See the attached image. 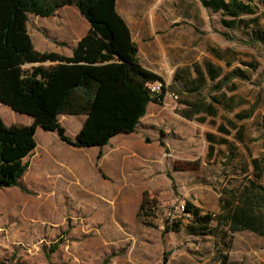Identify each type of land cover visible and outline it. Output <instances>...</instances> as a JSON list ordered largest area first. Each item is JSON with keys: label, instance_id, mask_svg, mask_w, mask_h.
Instances as JSON below:
<instances>
[{"label": "trees", "instance_id": "trees-1", "mask_svg": "<svg viewBox=\"0 0 264 264\" xmlns=\"http://www.w3.org/2000/svg\"><path fill=\"white\" fill-rule=\"evenodd\" d=\"M254 1L201 3L212 13L221 14V25L235 33L221 32L226 39L253 44L264 41ZM65 6H76L87 19L91 25L88 34L78 42L72 57L39 52L28 31L29 14L50 17ZM236 33L242 37L238 39ZM137 55L130 29L117 11V0H0V102L33 118L30 125L8 126L0 117V189L19 187L30 193L21 179L29 168L25 159L37 148L38 127L56 132L61 140L80 148L104 147L117 135L136 132L149 103L162 104L167 91L164 79L142 67ZM47 62L58 64L46 66ZM245 77V72L236 68L221 84ZM158 82L162 83L160 94L150 89ZM61 115L86 116L74 140L60 123ZM102 155L100 152L98 158ZM262 162L252 174L243 176L238 186L224 183L217 213L185 202L182 214L189 219L186 231L215 238L213 260L217 264H239L229 254L234 234L250 232L264 238V183L253 175H259ZM158 209V201L145 191L136 217L144 225L155 227ZM182 227V220H166L163 231L180 232ZM58 247L57 243L52 245L51 253ZM168 262L165 253L162 264Z\"/></svg>", "mask_w": 264, "mask_h": 264}, {"label": "rangeland", "instance_id": "rangeland-1", "mask_svg": "<svg viewBox=\"0 0 264 264\" xmlns=\"http://www.w3.org/2000/svg\"><path fill=\"white\" fill-rule=\"evenodd\" d=\"M128 1L131 0H120L121 6H127ZM258 1L255 0L254 5L259 9V30H264V0ZM135 3L162 6L158 15L160 22L184 20L185 24H192L200 32L196 31V36L193 32L191 36L199 39L201 52L211 44L224 47L233 44L232 47L246 60L258 62L259 72L243 84L241 92L250 100H259L256 116L259 119V143L254 146L255 150L263 151L264 157V41L256 46L238 44L239 41L229 44L219 33V30L231 32L221 25V14H211L203 7L201 0H135ZM153 14L156 15L155 12ZM66 15L69 21L80 26L71 10ZM35 23H40L46 29ZM28 25L36 47V31H43L46 35L49 34L47 29L54 31L52 18L40 20L30 14ZM235 36L238 39L242 37L240 33ZM0 117L8 126L29 125L32 122L30 116L17 113L1 102ZM69 118L75 120L63 123L66 133L68 131L72 135L79 126L80 118ZM212 130H215L212 122L203 123L194 134L193 144L190 138L182 144L181 136L175 133L168 139L169 146L160 143L167 150L165 160L162 159V162L167 161V173L162 169H157L161 173L152 169L153 178L157 180L156 187L145 190L158 201L159 209L153 219L155 227L146 226L136 219L142 189L127 187V184L117 188V184L104 181L102 177L106 179V175L93 163L91 149L86 154L87 193L76 194V197H72L74 193L67 195L72 198L67 200L71 205L56 203L55 196L53 203L47 198L38 205L32 200L18 199V192L22 191L18 187L0 189V264H162L165 253H168V264H217L213 260L215 238L189 235L185 229L189 219L177 209L176 202L177 198L184 202L191 201L206 212L217 213L218 194L224 183H232L236 187L242 182L241 175L225 173V169L221 172L216 166L217 162L209 159L212 156L208 158L211 150L206 136ZM52 133L40 128L36 140H50ZM28 161L26 175L32 178L38 173L42 159L33 154ZM262 165L259 175H253L264 183V159ZM131 178L133 176L127 172L126 179ZM79 206L82 207L81 212L74 211ZM67 207L73 211L68 217L64 215ZM166 220H182L181 231L164 233ZM73 228H77L75 235L64 239V234ZM56 243L59 247L55 253H51V246ZM229 254L239 264H264V238L250 232L236 233Z\"/></svg>", "mask_w": 264, "mask_h": 264}, {"label": "crops", "instance_id": "crops-1", "mask_svg": "<svg viewBox=\"0 0 264 264\" xmlns=\"http://www.w3.org/2000/svg\"><path fill=\"white\" fill-rule=\"evenodd\" d=\"M161 9L160 5H137L135 0L128 1V5L122 7L120 0H117V11L126 21L132 40L137 45L139 63L145 69L162 77L166 92L176 93L179 100L176 101L166 95L162 104L150 102L136 132L117 135L104 147H75L61 140L56 132L52 133L50 140H37V148L33 154L42 159L41 166L32 178H27V170L21 179V185L31 191V194L20 191L18 199L32 200L39 205L47 198L53 203L52 199L55 196L56 203L70 204L67 200L72 198L67 195L71 196L74 193L72 197H76V194H86L88 189L86 154L91 149L93 163L106 175L105 179L101 174L104 181L117 184V188L127 184V187L142 189L138 212L145 190L156 187L157 180L153 178L152 169H162V172L167 173V161L162 162V159L166 158L167 150L163 146H169L168 139L172 133L181 136L182 144L188 138L193 144L194 134L199 131L201 124L209 122L215 125V130L209 131L206 136L211 150L208 158L212 156L209 159L217 162L216 166L221 172L225 169L223 171L225 173L233 172L243 177L259 168L257 165L259 166V162L264 158L263 151L255 150L254 146L259 143V119L256 118L259 100H250L241 92L243 84L259 72L258 62L246 60L237 49L235 50L231 43H236L237 40L226 39L221 35L223 30H219L220 35L225 41L230 42L231 46L211 44L204 47L201 52L199 39H195L197 31L195 27L191 23L185 24L184 20L160 22L158 15ZM68 10L75 14L80 26L68 20L66 15ZM210 13L216 14L211 11ZM35 16L40 20L52 18L54 21V31L47 29L49 34L46 35L43 31L35 32L37 47L35 44L34 46L41 53L55 52L72 57L78 42L91 28L76 6L62 7L50 17ZM35 25L46 29L40 23ZM28 31L31 33L29 25ZM193 32L195 36H191ZM238 44L256 46L259 42L248 44L239 41ZM247 63L258 67L249 68L245 65ZM56 64L58 62L45 63L46 66ZM236 68L242 69L246 77L235 78L221 84L224 77ZM69 116L71 115L59 116L63 126V121L75 120ZM74 117L80 118V123L78 127L76 126L74 134L71 135L67 131L72 140L81 131L86 120L84 115ZM40 128L38 127L36 135ZM161 141L164 142L163 146L160 144ZM100 152L103 156L99 159ZM127 172L133 178L126 179ZM157 172L161 173V170ZM7 189L12 190L16 187ZM81 209L79 206L74 211L81 212ZM72 212L67 207L64 215L68 217ZM76 230L77 228H73L69 233H65L64 239L73 237Z\"/></svg>", "mask_w": 264, "mask_h": 264}, {"label": "built area", "instance_id": "built-area-1", "mask_svg": "<svg viewBox=\"0 0 264 264\" xmlns=\"http://www.w3.org/2000/svg\"><path fill=\"white\" fill-rule=\"evenodd\" d=\"M150 89L152 92L156 94H160L161 89H162V83L158 82V83L151 84ZM166 95H168L170 98H173L174 100H179V96L176 93L166 92L165 96ZM164 100H165V97H164ZM176 202H177V209L183 213L185 209V202L180 201L178 198L176 199Z\"/></svg>", "mask_w": 264, "mask_h": 264}]
</instances>
